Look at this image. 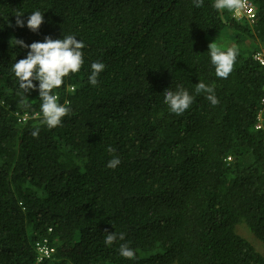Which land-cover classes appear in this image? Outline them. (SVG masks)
Masks as SVG:
<instances>
[{
	"label": "trees",
	"instance_id": "1",
	"mask_svg": "<svg viewBox=\"0 0 264 264\" xmlns=\"http://www.w3.org/2000/svg\"><path fill=\"white\" fill-rule=\"evenodd\" d=\"M250 1L251 25L214 0H0V264H36L44 240L54 253L40 264H264L251 242L264 245V0ZM224 29L237 50L226 79L209 53ZM68 35L84 62L53 89L71 111L48 128L39 82L24 94L12 71L29 49L9 41ZM181 85L194 99L176 114L163 93ZM114 232L124 240L106 245Z\"/></svg>",
	"mask_w": 264,
	"mask_h": 264
},
{
	"label": "clouds",
	"instance_id": "2",
	"mask_svg": "<svg viewBox=\"0 0 264 264\" xmlns=\"http://www.w3.org/2000/svg\"><path fill=\"white\" fill-rule=\"evenodd\" d=\"M196 7H201L203 0H194ZM246 0H214L213 7L219 11L228 9L239 16L241 10L245 7ZM24 14L17 12L16 26L24 27V21L21 17ZM43 22V14L36 10L31 13L27 20V27L32 32H37ZM11 27V25H9ZM10 46L19 45L21 48L29 49L27 57L15 62L12 66V71L19 81V87L24 94L32 90H37L33 81H38L39 97L42 101L41 112L43 115L42 123L46 124L48 128H55L61 124L62 118L67 116L71 111L67 107V101L64 105L58 103V96L53 94V89H58L65 77L70 73H77L83 64L82 49L85 47L82 41H78L75 36L68 35L62 39L53 40L51 37H45L44 42H34L31 45H26L22 40L15 37L11 38ZM209 53L211 62L215 66L216 76L226 79L233 70L234 62L237 56L235 48H228V50L221 51L215 43L209 45ZM105 65L100 62H93L91 64V74L88 77L89 83L93 86L97 85L98 75L104 70ZM195 92L197 94L206 93V98L212 105L219 103L214 94V88L207 86L203 82L196 84ZM164 102L169 106L171 111L176 114H182L187 110L193 102V96L189 94L183 86H178L176 91L168 88L164 91ZM26 98V95H25ZM39 129L32 132L33 137H37ZM109 153L115 150L112 147L107 149ZM120 164L119 157L111 159L107 167L115 169ZM123 241L124 234L111 233L107 234L105 238L106 245H112L117 239ZM119 254L128 259L135 256V251L131 249L128 244H120Z\"/></svg>",
	"mask_w": 264,
	"mask_h": 264
},
{
	"label": "built area",
	"instance_id": "3",
	"mask_svg": "<svg viewBox=\"0 0 264 264\" xmlns=\"http://www.w3.org/2000/svg\"><path fill=\"white\" fill-rule=\"evenodd\" d=\"M231 17L237 22H246L249 25L253 24L255 18V10L250 0H246L245 7L241 10V14L239 16L235 15L234 12H231ZM253 59L258 62L260 66H264V49L255 53L253 55ZM263 120L258 118V124L256 126L257 129H260ZM34 249L38 254L36 264H40L43 260H47L54 253V249L48 245L46 240L35 243Z\"/></svg>",
	"mask_w": 264,
	"mask_h": 264
},
{
	"label": "rangeland",
	"instance_id": "4",
	"mask_svg": "<svg viewBox=\"0 0 264 264\" xmlns=\"http://www.w3.org/2000/svg\"><path fill=\"white\" fill-rule=\"evenodd\" d=\"M235 39H236V36L232 32H229L228 30L224 29L218 35H216L214 38L211 39V43H215L220 50H224V49H228V48H234L235 47ZM243 229L245 231H247L244 227H243ZM243 237L245 238V236H243ZM250 240H252V239H250ZM251 242H252L253 246L256 249H258L260 253H262L264 255V245L261 244L260 242H257L254 239Z\"/></svg>",
	"mask_w": 264,
	"mask_h": 264
}]
</instances>
